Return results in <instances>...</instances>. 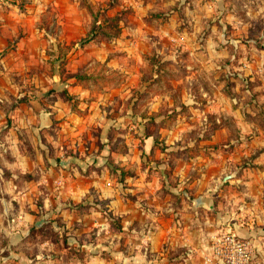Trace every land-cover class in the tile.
Here are the masks:
<instances>
[{"label":"crops","instance_id":"crops-1","mask_svg":"<svg viewBox=\"0 0 264 264\" xmlns=\"http://www.w3.org/2000/svg\"><path fill=\"white\" fill-rule=\"evenodd\" d=\"M120 6L103 41L82 0H0V264H203L223 219L264 253V0ZM150 56L157 85H143ZM141 152L174 178L165 197L154 174L123 177ZM235 163L228 215L217 180Z\"/></svg>","mask_w":264,"mask_h":264},{"label":"rangeland","instance_id":"rangeland-1","mask_svg":"<svg viewBox=\"0 0 264 264\" xmlns=\"http://www.w3.org/2000/svg\"><path fill=\"white\" fill-rule=\"evenodd\" d=\"M102 1H103L102 3H99L100 2L99 1L98 5H97V3H92L91 1L89 2L88 0H82V4H84L86 10L88 11V13L90 14V16L92 18L101 20L100 21L101 24H100L99 28L96 29L95 31H97V35L100 36L101 40L105 41V40H108L111 37H115L116 35H118L120 33V26H118L119 21L120 20L124 21L125 16H126L125 14L130 10V6H128L129 8L128 7L126 8V6L121 7L120 6V0H102ZM144 1H149V0H144ZM156 1L158 3L160 2V0H156ZM171 8H176V9L179 8L180 9L181 5L179 4V2H176V5L172 6ZM168 10H169V8H168ZM168 10L165 11L166 13L159 12V11L151 12V13L148 14L147 18H148V20H151V19L157 18V17H165V16H167ZM87 39H89V38H87ZM155 60H156V62H155ZM154 62L156 64H154ZM155 66H159L160 67V65L158 63V59L156 57H154V56L148 57L146 59V66L144 68V73H143V75H144L143 76V79H144L143 80V85H157V81H162L163 80L162 75L159 76L157 74L156 77L153 76V74H154V70L153 69L155 68ZM163 66L166 67V64H164ZM261 72H263V73H260V74H262V76H264V70L261 71ZM167 74H168V72L163 75L164 78L167 77ZM178 74L179 73H177V75ZM111 77L114 80L118 79V77L114 76V75L111 76ZM225 80H226L225 85H231V83L229 82V80L227 78H225ZM163 85H170V84L166 81V82L163 83ZM11 106H13V103L9 105V108ZM258 114H259V116L257 118L259 119V124L263 126L264 125V121H263L264 116L261 115L262 114L261 111ZM209 118L210 117H208V120H209ZM204 123H205V125L206 124L209 125V127L204 132V134H206L205 136H208L207 134L210 132V130L213 127L210 124V122L207 121V118H206V121H204ZM192 129L195 131L197 128H192ZM246 140H249V137H247ZM91 141H94V147H96L98 145L97 140H96V143H95L94 139H91ZM111 143H113L112 146L114 148H116L117 150H121V151L125 150L124 148H121L120 146H118V143L120 144L119 138L111 139ZM219 143H220L221 146L225 145L224 146L225 148H230V147L236 145V139H235L234 143L230 142L229 139H226V140H224L222 142H219ZM212 146H213V149H201V150L205 153L204 155H209L210 158L213 160L216 157L215 155L218 154V153L217 152H213L214 153L213 155H211L210 153H211V151H215L216 148H218L217 147L218 143L213 144V145H209V148H212ZM252 149L253 150H252L251 154L244 156L245 158H241V159L237 160L236 162L239 163L242 166L246 162H248V158H250L251 156H252L251 158H253V156L255 155L254 151L257 150V147H254ZM191 150H192L191 154L189 152H187V155L183 154V153H177V154L173 153L172 156L175 157V161L177 159H184V156H191L192 154L196 153V147L195 146H192ZM131 154H133V153H131ZM133 156H135V158H134L135 159V161H134L135 164L130 166V168H128L127 170L120 168L123 171V177H124L125 174H128L129 176L133 177V176H135V173L138 172V171L141 172L142 176L145 177V178L150 176V175H152V174H154L155 177H154L153 183L156 186L158 185V187H160V185H162L161 189L157 192V195L165 197V193H166V190H167L168 186H171L172 183L174 182V178H171V176L169 174L170 171L166 172V169H165V171L163 172V174H164L163 175L158 170H156V173H155L151 168H149V169H151V171L146 173L145 167L147 166V162L148 161L142 157L143 156L142 152L139 153V154L138 153L137 154L134 153L132 155V157ZM239 164H238V166H239ZM226 167H227L226 169L222 170L224 172L219 171V177H218L217 182L219 183L218 188L219 187L221 188V191H220L221 194L225 195V197H228L229 199H231V201H233V203L227 205V211H226V213L228 215H229V213L231 215H233V213H231V211L232 212L236 211V173L240 172V171H239V169H236V163H235V165L230 164V166H228L226 164ZM213 171L217 172V170H213ZM246 171H248V170H246ZM121 174H122L121 171L120 172L119 171L114 172V174H113L114 176L113 177L116 178V179H120V177L122 176ZM224 175H225V178H224V181H223ZM263 188H264V183H263ZM241 192H242V190H241ZM170 200H171V203H172L173 207H175L178 204L177 203L178 201L176 202L174 200L173 196L170 197ZM223 220H224L223 224L226 227L227 220L226 219H223ZM115 221H116V219H113V222H115ZM112 225L114 227H116V223H112ZM210 225H213V224L211 223ZM225 227H223V228H225ZM223 228L219 232H217L216 234H213V235L210 236V245L208 246V248L206 249L204 254L200 257L202 259L203 264H219V262H221L219 260H222V259H220L222 257L219 256L220 254L218 255L215 252H212L211 246L213 244L212 243L213 242V238L220 236V234L224 233L225 231H232V230H228V228H225V229H223ZM234 233L236 234V232H234ZM43 236L50 237L52 235L51 234H47V233H45V235H44V233H43ZM243 238H246V237H243ZM214 241H215V239H214ZM0 244L1 245L4 244V239L2 237V234H0ZM31 251L32 250H29L28 253H30ZM253 255L257 259L262 260L264 262V253L262 252V250H260V249L254 250ZM206 258H210L212 260L211 261H207ZM223 259H225V256H223Z\"/></svg>","mask_w":264,"mask_h":264},{"label":"built area","instance_id":"built-area-1","mask_svg":"<svg viewBox=\"0 0 264 264\" xmlns=\"http://www.w3.org/2000/svg\"><path fill=\"white\" fill-rule=\"evenodd\" d=\"M212 243V252L222 257L219 264H264L262 260L253 255L257 248L252 240L239 237L233 231L221 233L220 236L213 238ZM206 260L211 261L212 259L206 258Z\"/></svg>","mask_w":264,"mask_h":264},{"label":"trees","instance_id":"trees-1","mask_svg":"<svg viewBox=\"0 0 264 264\" xmlns=\"http://www.w3.org/2000/svg\"><path fill=\"white\" fill-rule=\"evenodd\" d=\"M92 20H93V23H92V25H91V27H90V34H91V37H93V35H94V31H95L96 29H98L99 26H100V24H101V23H100V24H98V25H95L94 22H95L96 19L92 18Z\"/></svg>","mask_w":264,"mask_h":264}]
</instances>
